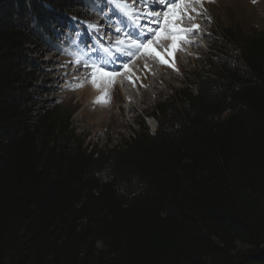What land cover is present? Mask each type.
<instances>
[{"label": "trees", "instance_id": "1", "mask_svg": "<svg viewBox=\"0 0 264 264\" xmlns=\"http://www.w3.org/2000/svg\"><path fill=\"white\" fill-rule=\"evenodd\" d=\"M85 0H0V264H264V29H218L111 147L35 77Z\"/></svg>", "mask_w": 264, "mask_h": 264}, {"label": "rangeland", "instance_id": "2", "mask_svg": "<svg viewBox=\"0 0 264 264\" xmlns=\"http://www.w3.org/2000/svg\"><path fill=\"white\" fill-rule=\"evenodd\" d=\"M157 1L159 6L162 5L160 0ZM182 1L192 2L191 5L187 4V9L172 4L174 7H164L160 12L153 10L154 18L152 14L148 18V7L156 5L152 1L85 0L88 17H67L64 29L56 28L54 39L47 42V46L41 50L29 45V56L41 62V70L36 73L35 82L50 90L43 97L51 103H61L72 111L71 126L76 134L84 137L85 142L99 148L111 147L122 136L131 135L140 118L145 119L149 131H154L156 120L146 115L151 114L152 108L159 101L171 96L174 89L188 85L192 71L209 56L210 46L216 40L219 28L232 25L245 31L264 29V0H206L203 4L199 0ZM170 3L172 2L163 5ZM165 13L168 15L165 16ZM158 14L162 19L155 29L159 35L173 39V44L178 47L159 48L152 40L148 45L142 43V47H146L153 56H141L150 63L146 71L151 80L152 74L162 72V67L172 69V73L163 70L162 77L153 86H146L148 95L145 97H142L133 76L128 73L125 75L128 85L118 84L117 89L107 93L98 103L85 92L80 95L79 87L88 84L96 73L106 71L104 65L99 63L100 57L104 58V63L108 56L112 57L115 50L126 51L124 43L137 40L132 35L122 36L124 27L125 32L135 30L143 37L138 31L143 29L141 25L150 26L147 20L154 21ZM119 41L123 43H118ZM132 46L133 44L130 45ZM138 53H141V49ZM134 63L135 58H132L128 64H132L140 72ZM85 64L93 66L92 74L88 77L83 74L82 69H74L75 66L83 67ZM125 67L120 68V72ZM129 104L134 106L130 108Z\"/></svg>", "mask_w": 264, "mask_h": 264}, {"label": "bare ground", "instance_id": "3", "mask_svg": "<svg viewBox=\"0 0 264 264\" xmlns=\"http://www.w3.org/2000/svg\"><path fill=\"white\" fill-rule=\"evenodd\" d=\"M174 1H176V0H174ZM174 1H172V2H174ZM199 1L201 4H203V1H206V0H199ZM149 2L150 1H148V3ZM166 2L168 3L171 1H165L164 3L166 4ZM185 2H186V4H185ZM190 2H192V1L178 0L175 3V5L176 6L180 5L183 8L187 9L188 8L187 4L191 5ZM214 3H215V1H214ZM216 3H218V2H216ZM205 6H206V4H205ZM207 7H209V3L207 4ZM191 9H193V8H191ZM139 18H141V17H139ZM147 22H149V21H147ZM162 26H164V25H162ZM138 31L143 35V37H141L140 39H138V36H137L138 32H135L133 30L126 31V32H124V34L125 35L131 34L138 41H140L141 44L143 43V44L148 45L147 43H150V41L153 40L155 45L158 46L159 48H162L163 46H167V47L169 46L170 48H173L175 46L178 47L177 44H175V45L173 44V41H172L173 39H171L170 37L168 38L167 36L163 37V36H161V34L159 35L158 31L155 28H154V30H152L151 26H144L142 30H138ZM145 36H147V39H144ZM140 49H141V53H138V50L140 51ZM118 51H120L121 53ZM118 51L115 50V52L112 54V57H110V58H108L109 56L107 58L105 57L106 59L104 62H107V63H104V69H106L107 72L105 71V72L96 73V75L90 79L88 84L79 87L78 92L80 95L85 92L86 94L90 95L93 99H95L96 102L97 101L100 102L102 99L105 98V95L107 93L112 92L113 90L117 89L116 87L118 86V84L128 85V79L125 76L128 73L131 76H133V81H134L135 85L137 86V88L141 91L142 97H145L146 95H148V90L146 89L147 88L146 86H153L155 84V82L159 78L162 77V74L164 73L163 70H165V69L169 70V72L171 71L170 73H172V71H173L172 69H169L168 67H162L161 68L162 72H160L158 74L157 73L152 74L153 76H151L152 77V80H151L149 78L150 75L148 76V73L146 71L147 67H149L148 64H150V63L144 57H142L141 54H144L147 57L148 55L153 56L152 55L153 53L150 54L148 49L146 47H142V46L140 48H137V47H132L129 49L127 48L126 51H122L119 49ZM124 52H126V54H124ZM117 57H121L122 59L120 61H115V60H117L116 59ZM132 58H135L134 64L137 65V68H139L140 72H141V70H143L142 71L143 73L140 74V72L137 69L133 68L132 64H128L132 60ZM116 63H117V65H119L118 67L116 66ZM120 65H122L123 67ZM92 67L93 66H90V65L88 66L85 64V66H83V67L75 66L74 69H77V70L82 69L83 74H86V77H88V75L92 74V71H91ZM124 67H125V69L123 70V72H120L119 69L120 68L122 69ZM133 106H134L133 104H129L130 108H132Z\"/></svg>", "mask_w": 264, "mask_h": 264}, {"label": "snow or ice", "instance_id": "4", "mask_svg": "<svg viewBox=\"0 0 264 264\" xmlns=\"http://www.w3.org/2000/svg\"><path fill=\"white\" fill-rule=\"evenodd\" d=\"M165 2V0H160V3L161 4H163ZM168 15V13H165V16H167ZM157 19H158V17H157ZM166 23H167V21H166ZM119 30H117V32H118ZM131 35V34H130ZM144 39H147V36H145L144 37ZM142 42V41H141ZM118 43H123V41H119ZM135 43H136V41L135 40H133L132 41V44L133 45H135ZM102 51H106V50H104V49H102ZM117 59V61H120L122 58L121 57H117L116 58ZM104 63H107V62H104ZM117 67L119 66V65H116Z\"/></svg>", "mask_w": 264, "mask_h": 264}]
</instances>
